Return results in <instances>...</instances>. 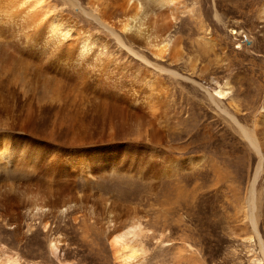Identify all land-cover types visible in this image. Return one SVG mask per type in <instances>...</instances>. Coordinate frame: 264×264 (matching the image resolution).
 <instances>
[{
	"label": "rangeland",
	"instance_id": "rangeland-1",
	"mask_svg": "<svg viewBox=\"0 0 264 264\" xmlns=\"http://www.w3.org/2000/svg\"><path fill=\"white\" fill-rule=\"evenodd\" d=\"M6 1L1 0V3ZM50 1L53 7L47 15L56 17V14H60L78 19L86 29L110 38V48H113L114 52L116 51L117 44L112 36L100 27L98 21L81 10L82 8L88 10L90 0H76L79 4H73L70 0ZM123 1L110 0L108 10L112 12V9L122 7ZM137 1L146 7L152 6V0ZM183 2L186 5L184 7L187 8H180L182 13L180 18L175 21V26L171 31L180 37L184 52V56L178 62L170 60L168 56H156L146 46L143 37L142 40L139 38V41L140 49L151 62L155 61L158 65L181 71L180 73L190 76L191 79L175 77L169 71H165L168 73H162L160 87L156 84L151 87L144 78L148 75L157 76L158 73L151 68L144 69L137 61L127 60L126 54H123L119 55L118 61H112L106 65L103 79L105 77L104 81L111 83L112 87L104 91L105 93L99 92L98 84L96 87L93 86L96 84V81L93 80L96 75L94 70L96 66L93 65L95 61L92 57L86 60L85 65H65V61L69 60L52 52L45 44V40L40 42L42 45L25 42L24 35H21L24 30L19 32V30L21 31L20 25L14 26L16 23H12V20L4 14L5 12L0 11V67L7 58H14L10 70H0V104L3 105H0V141L4 137L10 143L16 141L20 145L32 141L25 145L39 144V147L44 148L46 156L44 161L50 162L44 163L45 165H40L38 162L35 164L31 159H25L11 152L3 154L0 160V246L4 248L5 252L19 256L23 264H61L51 255L48 247L49 241L57 237L62 240L60 258L63 264L68 262L72 264H120L117 261V254L111 244V239L120 229L127 227L133 217L139 218L145 227L151 229L149 235L143 237L148 248L144 264H259V260L264 264L261 247L257 241L231 235V231L237 229L241 222L242 215L238 211L239 206L249 200L247 198L249 186L254 178L261 154L248 144L238 127L231 122L227 114L211 102L212 100L205 91V87L212 90L216 87L212 81L213 78L220 80L219 82L225 89L232 90L236 97L235 101L240 105L239 114L242 117L235 113V108L228 102V99H224L223 108L227 109L229 113L238 115L241 118V123L247 128H253L254 119L258 117L263 109L262 106H264V67L262 66L264 58L258 59L264 54V20L259 17L258 0H183ZM199 8L207 19L210 29L208 35L214 38L209 46L208 40H201L204 38V32L199 21L195 20L196 15L200 17ZM216 9L220 13H224L221 23L214 18ZM16 44L18 45L16 46ZM239 45L242 47H238ZM20 46H23L24 49L21 50ZM31 49L35 50V54H39V52L40 54L35 55ZM12 52L14 53L12 54ZM217 53L224 55L227 59L223 57L222 62H217ZM196 54L203 59V63L208 65V70L203 74V78L192 73L191 70L184 72L182 69L186 67L184 62L188 59L186 57H193ZM41 58H46L44 60L49 62L46 63ZM27 63L30 66H26ZM143 69L144 72H142ZM87 77H89V81ZM55 81H59L62 94L59 101H55L53 98L51 100V86ZM89 83L92 85L89 86ZM18 85L21 88L19 93H17ZM65 86H68L72 91L67 93ZM115 86L116 88H114ZM161 87L169 88L171 93L165 94L166 91H157ZM94 88L99 90L96 91ZM129 90H131L130 93ZM96 92L99 95L109 96V105H117L129 118L138 113L134 109L135 106L139 107L143 104L146 106L154 101L157 107L156 113H159V116L162 115L157 124L163 130L164 138H150V141L148 139L144 142V139L140 136L139 138L138 133H135L137 128L135 120H128V118L119 120L117 117L114 119L117 121H114L115 124H121L115 127L114 133L111 135L108 129L110 114L102 110L101 98L95 94ZM131 94L133 95L131 96ZM128 96L132 100L131 106L125 102V97ZM161 96H163L162 99ZM17 98L21 103L16 101ZM250 98L253 101L252 105L249 103ZM157 99L159 102H156ZM40 101L44 107L46 106V113L44 112L43 115L47 118L58 107V126L67 128L63 131L74 130L73 132H83L86 136L74 139L62 136L60 140L58 138L61 135H58L57 138V135L49 136L45 132L46 136L42 133H38L36 136L32 128L30 129V123H24L23 118L29 113L31 107L36 106ZM117 101L119 105L116 104ZM120 102H123L124 106ZM136 102H140L139 105L138 103L136 105ZM52 103L54 104L52 105ZM95 105L98 106L95 108ZM93 109L95 113L92 112ZM127 121L129 124L133 122V125L132 123L129 125ZM100 124L101 128H99ZM102 125L105 126V129ZM126 125L128 126L125 128ZM96 128H99L98 131ZM83 129L85 130L83 131ZM99 131L101 133L99 135H102L101 138L98 135ZM130 135L132 137H129ZM41 136L50 139L49 141L52 143L40 138ZM135 136L139 139L135 140ZM108 137L111 141L107 140ZM133 138L135 142L131 141ZM62 140H64V144L61 143ZM65 142L68 143V147ZM88 142L89 144H87ZM156 144H158L157 148H154L153 145ZM160 147L161 149H159ZM55 148L56 150L60 149L59 153ZM151 150L153 151L151 152ZM159 152L161 157H159ZM65 155H74L83 163L80 164V167L74 164H64L65 166L61 168L55 165L50 166L58 157L67 160ZM193 155L202 156L204 161L189 170L174 168L172 171H167L158 166L164 156L188 157ZM139 157H144L141 163L137 159ZM155 157H157L156 160ZM150 162L155 164L154 169H149ZM214 165L220 166L221 170L224 169L229 173L221 176L223 180L217 187L218 176L212 169ZM80 168H83V171ZM86 170L91 173L88 174ZM81 171L82 174H80ZM67 174H70L71 177ZM62 175H65L66 179ZM256 185L258 186L259 202L263 204L262 219L260 218L262 223L259 228L264 234V170ZM176 191H182L183 194L178 196ZM71 197L73 201H71ZM176 202L180 205H177ZM39 203L44 206L45 211H39L36 208ZM49 207L53 208V212L46 210ZM134 211L138 216H134ZM112 218L114 220L111 225L109 219ZM44 221L49 222V228L43 227ZM231 227L234 228L231 229Z\"/></svg>",
	"mask_w": 264,
	"mask_h": 264
},
{
	"label": "bare ground",
	"instance_id": "bare-ground-1",
	"mask_svg": "<svg viewBox=\"0 0 264 264\" xmlns=\"http://www.w3.org/2000/svg\"><path fill=\"white\" fill-rule=\"evenodd\" d=\"M71 3L73 4H79L76 0H70ZM201 1V0H200ZM7 2V3H6ZM5 3H1L0 0V11L1 12H5L4 14L6 16H8L7 18L12 20V23H16L14 24V26L16 25H20L21 31L19 30V32H22L24 30V33L22 32V36L24 35V41H28L31 43H37V45H40L41 41L45 40V44L50 48V50L52 52H55V54H58L61 58H64L65 60H69V61H65V65L68 66H77V65H85L86 60H88V58L92 57L93 60L95 61L93 63V65L96 66V68L94 69L96 72V75L94 77L93 80L96 81V84L93 86H99L100 90L99 92H104L109 90L112 86L111 83H107L104 81L103 76L105 75V70H106V65L107 63H110L112 61H118L119 59V55H123L126 54V59L129 61H137L139 62L144 69L145 68H151V70H154L158 73L157 76L154 75H148L146 76L147 83L149 86H153L154 84H156L157 86H159V83L161 82V75L162 73H168L165 71H169L173 76H181L185 79L190 78V76L184 74V73H180L174 69H169L165 66H161L158 65V63L151 62V60L147 57V55L142 51V49H140L141 47V43L139 41V38L145 41L146 46L150 48V50H152L151 52H154V54L156 56H160V57H167L170 60H175L176 62H178V60H180L183 56H184V52L182 50L181 47V43H180V37L176 35V33H172L171 31L173 30L172 27L175 26V21L178 20L180 18V14L182 13V10L180 8H183L184 6H186L183 2V0H152V6L150 5L149 7L144 6L142 3H139V1L137 0H124L122 7L119 8H115L112 9V12H110V10H108V3L110 2V0H90L89 2V8L88 10L85 9H80L83 10L88 16H90L91 18L95 19L96 21H98L100 27L109 35L112 36L113 40L115 41V44H117V48L116 51L114 52L113 48H110V42L111 39L106 37V36H102L100 33L91 31L90 29H86L82 24H80V21L74 17H69L67 15L63 16L60 14H56V17H50L48 14L49 10L53 7V4L50 0H7ZM142 2V1H141ZM249 2V1H248ZM251 2V1H250ZM258 5H259V17L264 20V0H258ZM189 6V5H188ZM201 6V5H200ZM185 9L187 7H184ZM201 8V7H200ZM199 8V9H200ZM239 11V10H238ZM242 12V11H241ZM246 12V11H245ZM244 12V13H245ZM251 12V11H250ZM53 14V13H52ZM189 14V13H188ZM3 15V13H2ZM199 15H196L195 20H198L200 23V27L202 28L203 32H204V38L200 39L203 40H208V46L210 44V42L214 41V38L210 37L208 34L210 33V29L208 27V22L207 19L204 15V12L200 9L199 10ZM249 16V15H248ZM192 17V16H191ZM223 17H224V13H220L218 11V9H216L215 14H214V18L216 21H219L221 23V21H223ZM225 19V18H224ZM260 19V20H261ZM135 22V23H134ZM253 23V22H252ZM253 25V24H252ZM13 26V25H12ZM18 28V29H20ZM134 28V29H133ZM16 29V28H15ZM264 35V34H263ZM20 37V35H19ZM100 44H99V42ZM13 42V41H12ZM40 43V44H39ZM28 44V43H26ZM30 44V43H29ZM99 44V46H97ZM18 44H16L17 46ZM36 45V46H37ZM42 45V44H41ZM101 45V46H100ZM264 45V44H263ZM30 46V45H29ZM97 46V47H96ZM21 50L22 48L24 49L23 46H20ZM32 47V46H31ZM43 47V46H40ZM238 47H242V45H239ZM18 48V47H15ZM35 48V47H33ZM44 48V47H43ZM258 48V47H257ZM213 49V47H212ZM242 49V48H241ZM41 50V49H40ZM261 50V48H260ZM32 51V49H31ZM34 51V52H33ZM32 52L35 54V50H33ZM43 51V49H42ZM222 51V50H221ZM256 51V50H255ZM14 52H12L13 54ZM48 53V52H47ZM223 53V52H222ZM262 53V52H261ZM40 54V52H39ZM38 53L35 55H39ZM45 54V53H44ZM54 54V55H55ZM258 54V53H257ZM256 55V54H255ZM13 56V55H12ZM45 56V55H44ZM57 56V55H56ZM217 56V62H222V58H226L224 55L222 56L220 53L216 54ZM257 56V55H256ZM38 57V56H37ZM43 57V56H42ZM50 57V56H49ZM59 57V58H60ZM230 57V56H229ZM188 58L187 60H184L186 67L182 68L184 70V72H186L187 70H191L192 73H196L197 76L203 78V74H205V72L208 70V65L203 63V59H201V57L196 54L193 55V57H186ZM223 58V59H224ZM257 58V57H256ZM264 58V54L262 57H259L258 59H263ZM33 59V58H32ZM41 59H46V58H41ZM50 59V58H49ZM48 59V60H49ZM227 59V58H226ZM231 59V58H230ZM229 59V60H230ZM234 59V58H233ZM13 60L14 58L9 57L6 60L3 61L0 70L3 71H7L10 70L13 66ZM235 60V59H234ZM45 61V60H44ZM233 61V60H232ZM46 62V61H45ZM49 62V61H48ZM46 62V63H48ZM253 62V61H252ZM55 63V62H54ZM218 63V64H219ZM227 63H229V61H227ZM263 63V62H262ZM52 64V63H51ZM117 64V63H116ZM226 64V63H225ZM234 64V63H233ZM253 64V63H251ZM43 65V64H42ZM48 65V64H47ZM57 65V64H56ZM121 65V64H120ZM223 65V64H222ZM228 65V64H227ZM230 65V64H229ZM26 66H30L27 65ZM221 66V64H220ZM264 67V65H262ZM56 67V66H55ZM85 67V66H84ZM94 67V66H93ZM93 67H91V69H93ZM128 67V66H127ZM231 67V66H230ZM49 68V67H48ZM53 68V67H52ZM50 68V69H52ZM114 68V67H113ZM259 68V67H258ZM55 69V68H54ZM84 69V68H83ZM125 69V68H124ZM131 69V67H130ZM144 69L142 72H144ZM226 70V68H224ZM228 69V67H227ZM247 69V68H246ZM56 70V69H55ZM117 70V69H115ZM126 70V69H125ZM124 70V71H125ZM140 70V69H139ZM233 70V69H232ZM254 70V69H253ZM69 71V70H68ZM74 71V70H73ZM78 71V70H77ZM138 71V70H137ZM230 71V70H229ZM53 72V71H52ZM90 72V71H89ZM88 72V73H89ZM115 72V71H114ZM242 72V71H241ZM259 72V71H258ZM54 73V72H53ZM66 73V72H65ZM107 73V72H106ZM169 73V74H170ZM191 73V72H190ZM191 73V74H192ZM64 74V73H63ZM90 74V73H89ZM88 74V75H89ZM129 74V72H128ZM138 74V72H137ZM230 74V73H229ZM251 74V73H250ZM260 74V73H259ZM66 75V74H65ZM237 76V74H235ZM68 76V75H67ZM111 76V75H110ZM69 77V76H68ZM77 77V76H75ZM83 77V76H82ZM141 77V76H140ZM89 77H87L88 80ZM143 78V77H141ZM13 79V78H12ZM70 79V77H69ZM107 79V78H106ZM117 79V78H116ZM191 79V78H190ZM115 80V78H114ZM142 80V79H141ZM51 81V80H50ZM82 81V80H81ZM89 81V80H88ZM214 85L216 86L214 88V90H212L211 88H206L205 87V91H207V94L209 96V98L212 100H210L211 102H213L216 107L218 109H220L222 112H224L225 114L228 115V117L231 119V122H233L239 129L242 137L244 139L247 140L248 144L254 149L256 150L258 153L261 154V157L259 159V163L257 165L256 168V172L254 175V178L252 180V183L249 186V195L247 198H249V200H247V203H243L239 206V212L242 215V219L241 222L238 226L237 229L231 231V235L232 236H236V237H240L242 239L245 240H254L257 241L260 244L261 247V252L263 255V261H264V234L261 232L260 230V224L262 223V218H261V214H262V203L259 202V197H258V190H257V181L259 179V176L261 174V172L264 170V106L263 109L261 110L260 114H258V117L256 119H254V124H253V128L249 129L247 128L244 124L241 123L240 121V117H242L240 113V105L239 103H237L236 97L234 96V94L232 93V90L229 89H225L224 86L221 85V83L219 82L220 80L213 78L212 79ZM59 81H55L53 82V85L51 86V90H52V97L51 100L53 98V100H57L59 101L61 97V93H60V88H59ZM94 82V81H93ZM144 83V81H142ZM210 82V81H209ZM18 83V82H16ZM84 84V82H82ZM119 83V82H118ZM117 83V84H118ZM133 83V82H132ZM146 83V84H147ZM163 83V82H162ZM161 83V84H162ZM228 83V82H227ZM44 84V83H43ZM88 84V83H87ZM124 84V83H123ZM122 84V87H123ZM165 84V83H164ZM163 84V85H164ZM82 85V84H81ZM92 85L89 83V86ZM162 85V86H163ZM202 85V84H201ZM88 86V85H87ZM136 86V85H135ZM156 86V87H157ZM203 86V85H202ZM18 90L17 93H19V85L17 86ZM65 91L68 93L72 91V89H70L68 86H65ZM84 87V86H83ZM145 87V86H144ZM160 87V86H159ZM24 88V87H23ZM89 88V87H88ZM91 88V87H90ZM116 88V86L114 87ZM118 88V87H117ZM134 88V87H133ZM26 89V88H25ZM68 89V90H67ZM70 89V90H69ZM95 89V88H94ZM122 90V88H120ZM124 89V88H123ZM126 89V88H125ZM136 89V88H135ZM134 89V90H135ZM140 89V88H139ZM138 89V90H139ZM147 89V86L145 88V90ZM150 89V88H149ZM158 89V87H157ZM93 90V89H92ZM96 90V89H95ZM96 90V91H97ZM144 90V91H145ZM166 91L165 94H167V92L171 93L169 88H164L161 87L159 88V90L157 91ZM116 91V90H115ZM24 92V91H23ZM118 92V89H117ZM125 92V91H124ZM123 92V93H124ZM131 92V90H129V93ZM135 92V91H134ZM142 92V91H141ZM155 92V91H154ZM22 93V92H21ZM93 93V92H92ZM105 93V92H104ZM116 93V92H115ZM137 93V92H136ZM144 93V92H143ZM152 93V92H151ZM95 94H98L97 92ZM153 94V93H152ZM165 94H162L163 96H166ZM116 95V94H115ZM133 94H131L132 96ZM137 95H139L137 93ZM136 95V98L138 99V96ZM146 95V92H145ZM18 96V95H16ZM65 96V95H64ZM98 97L101 98V107L102 110H105V113H109L110 114V120H109V131L111 132V135L114 133L113 131L115 130V127L120 126L116 125L114 119L115 117H117V119H121L122 120H130L132 119L135 120V123L137 122V124H135L137 126L135 133H138V137L140 136L142 139H144V142H146L148 139V141H150L151 139H158L159 137H163V130L158 126L157 122L160 118V116H162L160 114V116L158 115L159 113H156V103L153 101L152 104H147L146 106L143 105H139L138 102H136L135 104L139 105L135 106V111L138 113H136V115H133L131 118H129V116L127 117L121 110L120 108L115 105V104H111L109 105V96L107 97V95H97ZM125 96V95H124ZM151 96V94H150ZM160 96V95H159ZM161 96V99L162 97ZM169 96V95H168ZM21 97V96H20ZM22 97H24V95H22ZM33 97V95H32ZM50 97V96H49ZM48 97V98H49ZM19 98V97H18ZM16 101H19L20 100ZM29 98V97H28ZM31 98V97H30ZM29 98V99H30ZM125 102L129 103V105L131 106V98L125 97ZM133 98V97H132ZM149 98V97H148ZM152 98V97H150ZM208 98V97H207ZM20 99V98H19ZM38 99V98H37ZM66 99V98H65ZM96 99V98H93ZM99 99V98H98ZM120 99V98H119ZM156 99V98H155ZM224 99H228V102L235 108V113H238V115L236 114H232L229 113L227 111V109L223 108V103L225 102ZM34 100V99H33ZM32 100V101H33ZM90 100V99H89ZM88 100V101H89ZM135 100V99H134ZM250 105H252L253 101L250 98ZM29 101V100H28ZM42 101V100H41ZM40 103L36 104L33 103L34 105L36 104V106H32L29 113L26 114V116L23 118V122L26 124L30 123V129L32 128V131L34 134L42 133L44 135V132L49 135V136H55L57 135H61L60 138H58L59 140L62 139L61 137H65V138H69V139H74V138H84L86 136V134L82 133H75L73 132L74 130H71L69 132H65L63 131L65 129V127H60L58 126V107L55 108V112L53 114H51L48 118L45 117V115H43V113L45 112V107L43 104ZM86 101V100H85ZM138 101V100H137ZM148 101V100H147ZM156 101V100H155ZM87 102V101H86ZM91 102V101H90ZM89 102V103H90ZM124 102V104H125ZM156 102H159V100L157 99ZM162 103V101H160ZM165 102V101H164ZM163 102V103H164ZM21 103V102H20ZM26 103V102H25ZM28 103V102H27ZM94 103V102H93ZM123 103V102H122ZM120 102V104H122ZM54 103H52L53 105ZM59 104V103H58ZM80 104V103H79ZM85 104V103H84ZM95 104V103H94ZM118 101H117V103ZM134 104V103H133ZM2 105V104H0ZM57 105V103H56ZM88 105V104H87ZM93 105V104H92ZM123 105V104H122ZM3 106V105H2ZM48 106V105H47ZM86 106V105H85ZM90 106V104H89ZM98 105H95V108ZM124 106V105H123ZM5 107V106H4ZM80 107V106H79ZM78 107V109H80ZM92 107V106H91ZM100 107V108H101ZM122 107V106H121ZM87 108V106H86ZM85 108V109H86ZM51 109V108H50ZM53 109V108H52ZM61 109V108H60ZM82 109V108H81ZM89 109V107H88ZM163 109V108H162ZM48 111V110H47ZM54 111V110H53ZM62 111V110H61ZM77 111V110H76ZM89 111V110H88ZM94 111V109L92 110V112ZM101 111V110H100ZM79 113V111H77ZM159 112V111H158ZM46 113V112H45ZM68 113H70L68 111ZM95 113V111H94ZM104 113V112H103ZM64 114V113H63ZM77 114V113H76ZM74 114V115H76ZM84 114V113H83ZM131 114V113H130ZM59 115H61L59 113ZM92 115V114H91ZM103 115V114H102ZM114 118H113V116ZM248 115V114H247ZM64 116V115H63ZM66 117V116H64ZM94 117V116H93ZM100 117V116H99ZM108 117V116H107ZM246 117V115H245ZM97 117H95L96 119ZM113 118V119H112ZM77 119V117H76ZM82 119V118H81ZM92 119V118H89ZM94 119V118H93ZM98 119V118H97ZM100 120V119H99ZM118 120V122H120ZM11 121V120H10ZM46 121H48V123H46ZM97 121V120H96ZM115 121V122H114ZM20 122V121H19ZM18 122V124H19ZM64 122V121H63ZM88 122V121H87ZM130 122V121H129ZM15 123V122H14ZM78 123H82V122H78ZM126 123V122H125ZM128 123V121H127ZM133 125V122H131ZM130 123V124H131ZM23 124V123H22ZM25 124V125H26ZM88 124V123H87ZM129 124V123H128ZM129 124V125H130ZM24 125V124H23ZM69 125V124H67ZM97 125V124H96ZM131 125V126H132ZM12 126V125H11ZM22 126V125H21ZM90 126V125H89ZM92 126V125H91ZM98 126V125H97ZM103 126V125H102ZM128 125L125 126V128ZM17 127V126H16ZM68 127V126H67ZM96 127V126H94ZM105 129V126H103ZM122 127V126H121ZM88 128V127H87ZM101 128V124L100 127ZM98 128V129H99ZM135 128V127H134ZM133 128V129H134ZM67 129V128H66ZM65 129V130H66ZM74 129V128H73ZM92 129V128H91ZM94 129V128H93ZM97 129V128H96ZM98 129L96 131H98ZM129 129V128H128ZM209 129V128H208ZM39 130V131H37ZM85 129H83L84 131ZM87 130V129H86ZM90 130V129H89ZM63 131V132H62ZM78 131V129H77ZM125 131V130H122ZM129 131V130H128ZM131 131V129H130ZM24 132V131H23ZM89 132V131H87ZM95 132V130H94ZM108 132V131H107ZM191 132V131H190ZM91 133V131H90ZM109 133V132H108ZM124 133V132H123ZM134 134V132H132ZM131 133V134H132ZM33 134V135H34ZM46 134L44 136H46ZM92 134V133H91ZM101 134L100 131L98 133V135ZM104 134V133H103ZM129 134V133H128ZM127 134V136H128ZM132 134V135H133ZM167 134V133H166ZM106 135V133H105ZM110 135V134H109ZM110 135V137H111ZM132 135H130L129 137H132ZM137 136V134H135ZM44 136H41L40 138H46ZM90 136V135H89ZM93 136V135H91ZM90 136V137H91ZM100 136V135H99ZM102 136V135H101ZM100 136V138H101ZM108 136V135H107ZM124 136H126L124 134ZM135 136V140L138 138ZM165 136V133H164ZM167 136V135H166ZM187 136V135H186ZM89 137V138H90ZM104 137V136H103ZM139 137V138H140ZM87 138V137H86ZM99 138V137H98ZM99 138V140H100ZM106 138V137H104ZM112 138V137H111ZM138 138V139H139ZM164 138V137H163ZM91 139V138H90ZM96 139V138H95ZM93 139V140H95ZM127 139V138H126ZM137 139V140H138ZM162 139V138H161ZM160 139V140H161ZM17 140V137H16ZM47 141H49L48 139H45ZM107 140H110L109 137L107 138ZM131 140V139H130ZM134 138L131 140L133 141ZM135 140L133 142H135ZM146 140V141H145ZM30 141V140H29ZM64 140L61 141V143L64 144L63 142ZM101 141V140H100ZM97 141V142H100ZM111 141V140H110ZM125 141V139H124ZM162 141V140H161ZM32 141H30L31 143ZM34 142V141H33ZM50 143H52L51 141H49ZM68 142V140H67ZM65 142L66 146L68 145V143ZM70 142V141H69ZM91 142V141H90ZM106 142V139H105ZM127 142V141H125ZM152 142V141H151ZM163 142V141H162ZM15 143V144H14ZM14 143H10V141L4 137L2 138V140L0 141V160L3 156V154H6L7 152H11L14 153L18 156H21L25 159H31L35 164L38 162L40 165H45L44 163L47 162L50 163L49 161H44L46 160V156L44 155V148L39 147L38 145H34L32 143V145H25L26 143L29 142H25V144L20 145L19 143H17L16 141H14ZM29 143V144H30ZM37 143V142H34ZM71 143V142H70ZM69 143V144H70ZM81 143H83L81 141ZM85 143V142H84ZM103 143V142H102ZM112 143V142H111ZM115 143V142H114ZM131 143V142H130ZM60 144V143H59ZM62 144V145H63ZM89 144V142L87 143ZM98 144V143H97ZM108 144V143H107ZM56 145V144H55ZM63 145V146H65ZM72 145V144H70ZM81 145V144H80ZM85 145V144H84ZM101 145V144H100ZM131 145V144H130ZM129 145V146H130ZM137 145V144H136ZM151 145V144H150ZM158 144H156L155 146L153 145L154 148H157ZM52 146V145H50ZM61 146V144L59 145V147ZM93 146V145H92ZM91 146V147H92ZM99 146V145H98ZM112 146V145H111ZM175 146V145H174ZM178 146V145H177ZM68 147V146H67ZM94 147V146H93ZM115 147V146H114ZM142 147V146H141ZM152 147V146H151ZM163 147V146H162ZM180 147V146H179ZM51 148V147H50ZM87 148V147H86ZM123 148V147H122ZM136 149V147H133ZM138 148V147H137ZM144 148H146L144 146ZM153 148V149H154ZM168 148V147H166ZM46 149V148H45ZM141 149V148H139ZM161 149V147L159 148ZM56 150V148H55ZM58 150H60L58 148ZM58 150H56L58 152ZM100 150V149H99ZM123 150V149H122ZM173 150V149H172ZM85 151V150H84ZM90 151V150H89ZM112 151V150H111ZM115 151V150H114ZM146 151V150H145ZM153 150H151L152 152ZM155 151V150H154ZM159 151V150H157ZM93 152H96L93 150ZM109 152V150H108ZM131 152V151H130ZM7 153V154H8ZM52 153V152H50ZM59 153V152H58ZM99 153V152H98ZM115 153V152H114ZM137 153V152H136ZM49 154V153H48ZM53 154V153H52ZM51 154V155H52ZM75 154V153H74ZM93 154V153H92ZM132 154V152H131ZM138 154V153H137ZM148 154V153H147ZM153 154V153H152ZM163 154V153H161ZM115 155V154H114ZM133 155V154H132ZM151 155V153H150ZM157 155V154H155ZM66 156V155H65ZM117 156V155H116ZM153 156V155H152ZM67 160L64 159H60L59 157L55 159V161H51L52 163L51 165H55L58 168H61L67 164H74L75 166L80 167V164H82L83 162L81 160H78L74 155L72 156H66ZM97 157V156H96ZM115 157V156H113ZM131 157V156H130ZM138 157V155H137ZM148 157V156H147ZM159 157H161L160 152H159ZM22 158V159H23ZM95 158V157H94ZM102 158V157H100ZM118 158V157H117ZM122 158V157H121ZM163 158V156H162ZM54 159V158H53ZM139 159V162L141 163L144 159V157H139L137 158ZM136 159V160H137ZM157 159V157H155V160ZM230 159V158H229ZM50 160V159H49ZM52 160V159H51ZM99 160V158H98ZM101 160V159H100ZM232 160V159H231ZM31 161V162H32ZM103 161V160H102ZM107 161V160H106ZM203 157L201 156H186V157H181V156H171V157H165L162 159V161L160 162V164H158V166H161V168L163 170H167V171H172L174 168L177 169H181V170H189L192 169L195 165L197 164H201L203 162ZM227 161V160H226ZM229 161V160H228ZM26 162V161H25ZM28 162V161H27ZM135 162V161H134ZM158 162V161H157ZM217 162V161H216ZM234 162V161H233ZM93 163V162H92ZM101 163V162H100ZM99 163V164H100ZM106 163V162H105ZM218 163V162H217ZM231 163V162H230ZM65 164V165H64ZM94 164V163H93ZM96 164V163H95ZM98 164V165H99ZM144 164V163H143ZM97 165V164H96ZM95 165V166H96ZM142 165V164H141ZM150 168L149 169H154L155 168V164L150 162ZM227 165V164H226ZM73 166V165H72ZM82 166V165H81ZM86 166V165H84ZM101 167H103L102 165H100ZM136 166V165H135ZM143 166V165H142ZM234 166V165H233ZM41 167V166H40ZM100 167V168H101ZM212 167V166H211ZM46 168V167H44ZM52 168V167H51ZM57 168V169H58ZM66 168V167H65ZM104 168V167H103ZM148 168V167H146ZM195 168V167H194ZM221 167L214 165L212 167V169H214L213 172L216 171V175L218 176V183L216 185L219 186L220 182H222V175L224 174H229L227 171H225L224 169H220ZM49 169V168H48ZM64 169V168H63ZM70 169V167H69ZM73 171V168H71ZM81 169V168H80ZM77 169V170H80ZM83 169V168H82ZM81 169V170H82ZM96 169V168H95ZM53 170V168L51 169ZM59 170V169H58ZM57 170V171H58ZM211 170V168H210ZM50 171V170H49ZM61 171V170H60ZM71 171V170H70ZM83 171V170H82ZM82 171L80 174H82ZM87 171V170H86ZM105 171V170H104ZM207 171V170H206ZM54 172V171H52ZM63 172V171H62ZM61 172V173H62ZM69 172V171H68ZM74 172V171H73ZM72 172V173H73ZM77 172V171H76ZM88 174L91 173V171H87ZM150 172V171H149ZM166 172V171H165ZM164 172V173H165ZM55 173V172H54ZM53 173V174H54ZM59 173V171H58ZM60 173V174H61ZM64 173V172H63ZM75 173V172H74ZM167 173V172H166ZM78 174V173H77ZM141 174V173H140ZM153 174V173H152ZM161 174V173H160ZM170 174V172H169ZM214 174V173H213ZM70 176V174H67ZM156 175V174H155ZM58 176V175H56ZM55 176V177H56ZM63 176V175H62ZM67 176V177H69ZM91 176V175H90ZM89 176V177H90ZM225 176V175H224ZM65 177V175L63 176ZM62 177V178H63ZM71 177V176H70ZM69 177V178H70ZM77 177V176H76ZM59 178H61L59 176ZM179 178V177H178ZM66 179V177H65ZM68 180V178H67ZM177 182V180H176ZM182 182V181H181ZM74 184V183H73ZM175 185V184H174ZM183 186V185H181ZM180 186V187H181ZM176 187V186H175ZM179 187V188H180ZM198 187V186H197ZM221 187V185H220ZM185 188V187H184ZM183 189V187H182ZM187 189V188H186ZM185 190V189H184ZM87 191V190H86ZM90 191V190H89ZM187 191V190H186ZM220 191V190H219ZM207 192V191H205ZM177 195L180 196L182 195V191H176ZM191 193V192H189ZM221 193V192H220ZM70 194V193H69ZM91 194V193H90ZM89 194V195H90ZM197 193H195L196 195ZM217 194V193H216ZM88 195V194H87ZM188 195V194H186ZM198 195V194H197ZM203 195V194H202ZM73 196V195H72ZM204 196V195H203ZM217 196V195H216ZM26 197V196H25ZM91 197H93L91 195ZM187 197V196H186ZM212 197V196H211ZM34 198V197H31ZM69 198V197H68ZM72 198V197H71ZM80 198V197H79ZM82 198V196H81ZM188 198V197H187ZM197 198V197H196ZM200 198V197H199ZM202 198V197H201ZM220 198H222L220 196ZM27 199V198H26ZM189 199V198H188ZM209 199V198H208ZM261 199V198H260ZM29 201V199H27ZM183 200V199H182ZM186 200V199H185ZM195 200V199H194ZM198 200V199H197ZM216 200V198H215ZM73 201V198L72 200ZM69 200V202H71ZM179 201V199H178ZM183 202V201H182ZM187 202V201H186ZM194 202V201H192ZM208 202V200L206 201V203ZM176 204L178 205L179 203L176 202ZM212 204V203H211ZM27 205V204H26ZM180 205V204H179ZM206 205V204H205ZM208 205V204H207ZM64 206V205H63ZM211 206V205H210ZM217 206V204H216ZM219 206V205H218ZM224 206V205H223ZM116 207V206H115ZM118 207V206H117ZM127 207L130 208V206L127 205ZM213 207V206H212ZM39 211H45L44 206H42L40 203L38 204V207H36ZM264 208V207H263ZM48 211L53 212V208L49 207L48 209H46ZM205 211V210H204ZM207 211V210H206ZM209 211V210H208ZM211 211V210H210ZM36 212V211H35ZM118 212V210H117ZM124 212V211H122ZM214 212V211H213ZM50 213V212H49ZM131 213V212H130ZM119 214V213H118ZM132 214V213H131ZM135 214L134 216H136V212L134 211ZM122 215V214H121ZM141 215V214H140ZM205 215V214H204ZM214 214L212 213V216ZM117 216V215H116ZM133 216V215H131ZM138 216V215H137ZM211 216V215H210ZM217 216V215H216ZM263 216V215H262ZM123 217V216H122ZM140 217V216H139ZM119 218V217H118ZM121 218V217H120ZM194 218V217H193ZM212 218V217H211ZM261 218V219H260ZM123 219V218H122ZM210 219V218H209ZM219 219V218H218ZM113 218L109 219V222L112 225L113 222ZM121 220V219H120ZM127 220V219H126ZM195 220V218H194ZM198 220V219H197ZM196 220V221H197ZM215 220V219H214ZM118 221V220H117ZM207 221V220H205ZM204 222V221H203ZM211 222V221H210ZM214 223V221H213ZM217 224V223H216ZM205 225V224H204ZM207 225V224H206ZM214 225V224H213ZM49 222L48 221H44V228H49ZM210 227V226H209ZM212 228V227H211ZM234 227H231V229ZM47 230V229H46ZM209 230V229H208ZM151 229L147 228L143 225V222L137 218V217H133L132 221L130 222V224L123 228L120 229L111 239V244L117 254V261H119L118 263L120 264H144V259L147 255L148 252V248L147 245H145L143 237L149 235ZM154 231V230H153ZM155 232V231H154ZM153 233V232H152ZM154 234V233H153ZM157 234V233H156ZM164 235V234H163ZM211 235V234H210ZM110 237V236H109ZM108 237V238H109ZM151 237V236H150ZM61 244H62V240L57 238H53L51 239V241H49L48 247H49V251L51 252V255L53 257H55L61 264H63L62 259L60 258L61 255ZM181 251V250H180ZM183 253V252H182ZM184 254V253H183ZM192 254V253H191ZM0 264H23L20 257L16 256L15 254L12 253H7L4 251V248L2 246H0ZM67 264H72L70 262H68ZM259 264L261 263V260H259Z\"/></svg>",
	"mask_w": 264,
	"mask_h": 264
}]
</instances>
